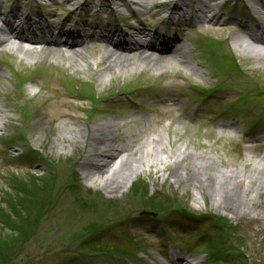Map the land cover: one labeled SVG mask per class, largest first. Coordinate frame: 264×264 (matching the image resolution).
I'll use <instances>...</instances> for the list:
<instances>
[{
  "label": "rangeland",
  "instance_id": "rangeland-1",
  "mask_svg": "<svg viewBox=\"0 0 264 264\" xmlns=\"http://www.w3.org/2000/svg\"><path fill=\"white\" fill-rule=\"evenodd\" d=\"M38 1L0 0V11L49 21L56 13L68 17L80 3ZM87 1V13L110 3ZM109 1V17L74 19L126 29L117 17L130 7ZM260 1L214 0L211 13L222 21H247L257 17ZM162 2L146 0L143 13L131 5L137 17L129 24L140 18L144 27L155 26L163 17ZM207 20L161 30L187 41L186 63L170 58L163 69L98 70L95 47H89L88 66L79 60L75 65L64 51L33 61L12 49L0 54V122L11 120L0 128V264H158L162 253L181 255L185 249L209 264H264V169H256L264 167V60L234 55L231 40L243 35L233 28L213 31ZM225 52L230 56H220ZM213 87L220 96L201 98L197 88ZM90 92L95 104L87 99ZM59 97L81 118L79 127L108 120L117 141L140 150L132 161L137 175L121 192L107 193L98 176L84 179L85 149L55 136L61 123L51 130L44 112ZM255 118L248 138L244 130ZM177 156L179 177L173 174ZM209 174L216 178L213 190L199 182ZM249 175L256 185L246 189ZM218 182L233 193L217 195ZM85 240L89 245H82Z\"/></svg>",
  "mask_w": 264,
  "mask_h": 264
},
{
  "label": "bare ground",
  "instance_id": "bare-ground-1",
  "mask_svg": "<svg viewBox=\"0 0 264 264\" xmlns=\"http://www.w3.org/2000/svg\"><path fill=\"white\" fill-rule=\"evenodd\" d=\"M52 1L56 2V0ZM69 1L71 0H63L62 2ZM212 1L214 0H189V2L187 0H163V3L158 8L166 9L169 16L165 20H160V22H172L173 18L171 16L173 13L188 9L190 3H196V10L210 16L207 24L212 23L210 28L213 31L222 32L226 28H233L236 32L245 31L244 35L247 37H244L246 39L244 40L241 35H234L232 44L237 46L239 48L238 51L242 54L250 56L254 60H264V0L260 1V4L257 5L258 8L256 7V19H258V24L260 25L255 26L252 32H246L247 26L242 22L231 19L222 21L218 14H212L211 12L214 10ZM249 3L257 4L255 1H249ZM87 4V0H80V3L69 12L68 17H63L62 13H56V18L50 21L43 20L41 17L31 19L29 16L20 17L21 19L17 20L16 12L11 9L8 14V20L0 18V48L3 50L12 49L21 56L20 58L31 59L32 61L38 58L60 56L62 51H64L67 56L73 57L72 62L75 65L82 61L88 66V64L92 65L93 63L89 60V47H95L100 52V55L94 60L98 70H112L114 66L117 69L129 67L142 69L147 65L154 69H163L167 59L172 56H183L184 53L181 47L176 49L171 47L172 42L174 44L178 42L175 41V36L159 34L155 32L154 26H150V28L144 27V24L140 22V18L137 20L138 25L130 28L131 31L129 33H125L121 28H108L107 25L102 28L100 34H88L83 30H78L88 26L83 22L72 24L70 16L82 12ZM131 4L137 6L141 11L147 8L146 0H117L116 2L117 6L124 7H130ZM183 17V15L180 16V18ZM197 20L200 21L199 18ZM256 33H261L263 37ZM112 39L115 40L113 41ZM22 41H27L32 46H25ZM155 41H158V44ZM35 45H39V47L36 48ZM23 80L25 79H20V81ZM35 95L36 91H31L29 96L33 97ZM100 98L101 96L99 100ZM51 102L56 107L47 112H41H44L50 123H52L51 130H53L52 128L55 127L54 124L56 123H61L62 127H64L58 128L55 136L63 142L74 146L79 145L85 149L80 163L84 169L83 178L89 180L98 176V186L109 194L121 192L124 185H130L132 176L137 175L132 161L138 158L140 150L125 147L122 142L117 141L115 125L112 122L106 120L92 126L84 124L85 127L81 128L77 124L81 122V118L71 114L74 108L68 100L59 97L58 99H52ZM96 102L91 101L92 104ZM1 117L2 111L0 110ZM68 118L73 119L74 122H67L66 119ZM38 123L37 121L32 123L29 128L30 131H33ZM29 138L31 139L30 136ZM5 148L7 149L6 154L10 155L9 151L12 150V146L9 145L8 147L7 145ZM180 161L181 158L179 156L174 161L173 174H176L177 177L181 176L178 168H176V166H179ZM256 169L263 171L264 167ZM202 177L204 178H200L199 182L202 184L205 182V186H210L213 190L215 177L211 174ZM234 180L233 183L236 185L237 180ZM254 181L253 176L249 175L245 188H252L256 185ZM233 190L228 189L226 185L220 186L219 182L217 187L214 188L217 195L218 192L222 195H231ZM184 261L180 256L171 255L168 257L167 263L161 261L158 264H179Z\"/></svg>",
  "mask_w": 264,
  "mask_h": 264
},
{
  "label": "trees",
  "instance_id": "trees-1",
  "mask_svg": "<svg viewBox=\"0 0 264 264\" xmlns=\"http://www.w3.org/2000/svg\"><path fill=\"white\" fill-rule=\"evenodd\" d=\"M72 176H74L73 175V173H72ZM49 187H50V182H49ZM40 213H42V210H41V212ZM41 217V216H40ZM84 244H86V242L85 241H83V243H82V245H84ZM86 245H89V244H86Z\"/></svg>",
  "mask_w": 264,
  "mask_h": 264
}]
</instances>
